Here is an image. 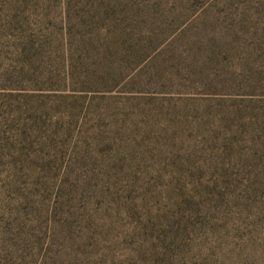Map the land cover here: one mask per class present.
I'll return each mask as SVG.
<instances>
[{
    "label": "rangeland",
    "instance_id": "374dc122",
    "mask_svg": "<svg viewBox=\"0 0 264 264\" xmlns=\"http://www.w3.org/2000/svg\"><path fill=\"white\" fill-rule=\"evenodd\" d=\"M93 2L0 0V264H264V0Z\"/></svg>",
    "mask_w": 264,
    "mask_h": 264
},
{
    "label": "trees",
    "instance_id": "16d2710c",
    "mask_svg": "<svg viewBox=\"0 0 264 264\" xmlns=\"http://www.w3.org/2000/svg\"><path fill=\"white\" fill-rule=\"evenodd\" d=\"M132 0H124L122 2H119V0H115V3L112 4L109 1H103V0H96V3H94V6L97 8L96 10V16L98 13H102L105 15L106 20L111 23L113 26H120L119 29H121V34L123 37H127L129 32H131L132 27L127 22L129 16L136 15L137 9L134 6V4H131ZM120 10L123 14H125V18H119L118 16L115 17L116 11ZM123 24V27L120 25ZM125 24H128L131 29L128 28V26L125 27ZM125 27V28H124Z\"/></svg>",
    "mask_w": 264,
    "mask_h": 264
}]
</instances>
